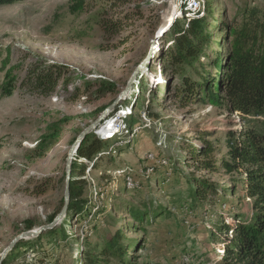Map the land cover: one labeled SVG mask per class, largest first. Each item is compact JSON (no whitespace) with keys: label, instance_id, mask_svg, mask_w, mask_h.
<instances>
[{"label":"rangeland","instance_id":"374dc122","mask_svg":"<svg viewBox=\"0 0 264 264\" xmlns=\"http://www.w3.org/2000/svg\"><path fill=\"white\" fill-rule=\"evenodd\" d=\"M246 6L264 11V0H27L0 7V255L24 231V221L37 229L59 214L72 145L115 104L150 55L132 92L88 134L112 142L94 158L100 166L78 160L77 153L72 157L71 173L73 167L78 174L84 170L78 177L85 181L89 210L67 219L62 231L70 238L52 243L45 235L35 250L20 247L7 264H84L86 243L100 247L117 232L130 264H225L217 225L253 214L243 192L244 170L210 173L189 150H201V141L208 140L217 165L229 160L227 138L238 135L244 121L224 103L204 99L201 85L183 103L176 94L181 79L164 64L174 47L173 26L187 28L202 19L210 43L188 76L193 83L201 74L222 81L229 29ZM113 25L106 33L104 27ZM37 65L66 67L68 84L49 97L35 93L25 82ZM102 82L111 89L98 97ZM54 125L55 143L38 156L39 141ZM194 178L217 189L195 207ZM130 204L166 213L140 231L127 214ZM234 237L227 234L228 240Z\"/></svg>","mask_w":264,"mask_h":264},{"label":"trees","instance_id":"16d2710c","mask_svg":"<svg viewBox=\"0 0 264 264\" xmlns=\"http://www.w3.org/2000/svg\"><path fill=\"white\" fill-rule=\"evenodd\" d=\"M24 1L27 0H0V7ZM184 25L187 24L178 22L173 26L171 33L174 35V47L166 56L164 64L173 77L178 76L181 79L182 86L177 88V96H181L182 102L187 103L197 96L201 85L204 99L211 104L224 103L230 112L238 113L244 121V129L238 135L230 133L227 138L229 160H223L217 165L218 161L214 159L216 150L208 140L201 141V150H189L191 159L198 167L210 173H218L221 168L229 172L244 170L243 192L245 197L252 200L253 214L249 219L235 216L232 223L223 219L217 225V236L222 239L225 247L222 259L225 264H264V11L246 6L241 12L240 22H236L229 29L230 50L222 81H218L214 76L209 78L207 74L199 75L198 82L193 83L190 80L188 72L191 69L196 70L200 65L204 48L210 43V36L202 19L192 20L187 28ZM115 26H106L104 29L106 33H112ZM66 71V67L62 66L37 65L30 72L25 84L35 93L49 97L55 94L62 83L68 84ZM110 87L111 84L102 82L97 96H102L111 89ZM11 90L8 89L7 94H10ZM149 117L153 118L151 114ZM65 121L68 119L65 118ZM56 127L54 125L50 128L48 134L39 141L38 156H43L55 143L56 129H59ZM107 139L109 138L100 141L95 135H88L78 149V160L92 162L90 164L98 168L100 164L95 165L94 158L103 150L104 143H112ZM81 175H84V170L78 174L74 167L72 168L70 201L60 228L56 226L38 238L19 242L3 264H7L20 247L35 250L45 235L52 237V243H55L59 236L63 241L70 238L66 231H62L67 219L74 214L82 216L89 210V201L83 198L85 181L81 179ZM192 182L190 201L194 207L198 203H205L210 196L217 195L216 185L209 180L194 178ZM62 203L63 208L64 201ZM126 211L136 224L135 228L140 231H145L152 219L160 218L166 213L161 207L153 209V206L135 207L132 204L126 206ZM56 216L49 217L48 224L52 223ZM23 225V232L33 230V221L26 220ZM229 232L235 235L232 240L227 239ZM221 235H226V238L223 239ZM83 255L84 264H130L128 248L121 232H117L100 247L86 243Z\"/></svg>","mask_w":264,"mask_h":264},{"label":"water","instance_id":"95a60500","mask_svg":"<svg viewBox=\"0 0 264 264\" xmlns=\"http://www.w3.org/2000/svg\"><path fill=\"white\" fill-rule=\"evenodd\" d=\"M152 52V51H151ZM150 60V55L148 58L135 70L133 73V76L131 80L129 81L128 86L126 89L123 90V92L120 94L119 98L109 108H107L100 116L99 118L94 122L92 126H90L88 129H86L82 134L78 136V138L75 140L74 144L72 145L68 157H67V163H66V183H65V190H64V205L61 210V212L55 217L52 223L41 226L37 229H33L30 231L22 232L21 234L17 235L8 245V247L3 251V253L0 255V264H3V262L6 260L8 255L12 252V250L15 248V246L21 242V241H28L31 239L38 238L43 233L52 230L56 226H58L60 223L63 222L67 211H68V205L70 201V182H71V162L72 157L75 153H77L79 147L81 146V143L84 141V139L87 137V135L94 129V127L99 126L109 115L111 110L115 107L116 104L120 103L124 98H126L133 90L134 84L139 77L141 71L144 69V67L148 64Z\"/></svg>","mask_w":264,"mask_h":264},{"label":"bare ground","instance_id":"6f19581e","mask_svg":"<svg viewBox=\"0 0 264 264\" xmlns=\"http://www.w3.org/2000/svg\"><path fill=\"white\" fill-rule=\"evenodd\" d=\"M123 115V116H122ZM121 117L122 118H120V121L121 122H123L125 119H127V113L126 112H124V113H122L121 114ZM122 125H123V123H122ZM108 126H109V124H108ZM110 127V126H109ZM112 128V127H111ZM102 129V128H101ZM109 129V128H108ZM124 129H125V125H124ZM104 130H105V128H104ZM123 130V129H122ZM102 131H103V129H102ZM109 138V137H108ZM190 264V263H189Z\"/></svg>","mask_w":264,"mask_h":264}]
</instances>
